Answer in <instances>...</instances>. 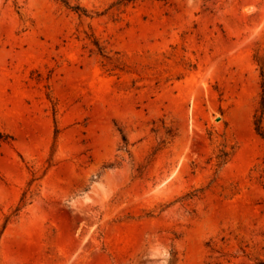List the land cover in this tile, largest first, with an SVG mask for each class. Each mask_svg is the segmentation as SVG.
<instances>
[{
	"label": "rangeland",
	"instance_id": "1",
	"mask_svg": "<svg viewBox=\"0 0 264 264\" xmlns=\"http://www.w3.org/2000/svg\"><path fill=\"white\" fill-rule=\"evenodd\" d=\"M262 108L264 0H0V264H264Z\"/></svg>",
	"mask_w": 264,
	"mask_h": 264
},
{
	"label": "trees",
	"instance_id": "2",
	"mask_svg": "<svg viewBox=\"0 0 264 264\" xmlns=\"http://www.w3.org/2000/svg\"><path fill=\"white\" fill-rule=\"evenodd\" d=\"M255 131L264 140V110L263 108L260 112H257L255 116Z\"/></svg>",
	"mask_w": 264,
	"mask_h": 264
}]
</instances>
